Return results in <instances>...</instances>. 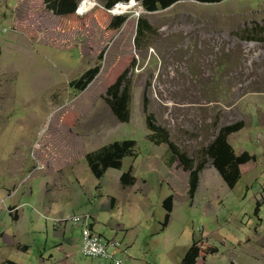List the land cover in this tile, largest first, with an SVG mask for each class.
<instances>
[{"label": "rangeland", "instance_id": "1", "mask_svg": "<svg viewBox=\"0 0 264 264\" xmlns=\"http://www.w3.org/2000/svg\"><path fill=\"white\" fill-rule=\"evenodd\" d=\"M77 1L75 15L58 17L43 0H0V195L11 192L0 206L7 240L0 255L62 264L69 243L55 232L80 241L81 229L69 219L90 215L95 233L118 245L108 253L119 264H180L195 241L207 249L196 264H264V0L187 1L153 14L138 0H93L80 13ZM118 5L129 9L117 12ZM139 19L153 34L137 37ZM95 66L100 74L88 89L71 90ZM127 69L130 121L120 124L105 97ZM149 115L187 165L206 161L193 199L189 172L167 146L146 140ZM237 122L244 128L227 142L236 156L255 160L239 168L229 189L204 152L219 128ZM127 140L136 142L137 159L92 177L85 156ZM130 167L135 184L120 191L116 177ZM30 190L35 200L56 198L59 190L74 211L52 219L33 202L34 214L25 209L33 224L17 223L7 208L32 201ZM107 196L118 202L112 209ZM25 239L27 251L10 244ZM79 246L68 251L67 264H114L83 257Z\"/></svg>", "mask_w": 264, "mask_h": 264}, {"label": "trees", "instance_id": "2", "mask_svg": "<svg viewBox=\"0 0 264 264\" xmlns=\"http://www.w3.org/2000/svg\"><path fill=\"white\" fill-rule=\"evenodd\" d=\"M140 6L150 14L165 11L180 2L197 1L203 4H219L225 0H138ZM44 8L47 12L58 16L68 17L76 14L79 3L77 0H43ZM109 9L113 5H108ZM118 20H122L120 17ZM154 29L148 24L145 19H139L137 27V37H143L147 34H153ZM101 68L95 66L89 69L83 76L74 82L70 83V88L76 92H84L99 76ZM129 69L125 70L116 82L107 90L105 102L108 105L114 118L120 123L125 124L130 121V104L132 83L127 79ZM144 112L146 105L144 104ZM151 115L146 118V128L149 132L146 135V140L154 146H167V148L175 155L183 169L189 172L188 196L193 199L198 185L199 174L204 170L206 161L200 162L196 167H191L189 162L183 155H179L175 146L169 141L168 133L161 127L152 125ZM244 128L242 122H237L219 128L213 141L207 146L204 152V158L208 159L211 167L217 172L223 183L233 189L240 179L241 166L254 161V156H250L244 152L240 156H236L233 148L228 144L227 139L230 135L240 132ZM137 159V144L134 141H121L108 144L98 151L87 154L85 160L89 171L96 180H100L108 170H121L125 159ZM120 183L123 188L132 187L135 184V178L132 176V168L130 167L120 177ZM163 209L165 210V222L163 226L169 223L171 213L173 211V196H169L163 201ZM202 241H195L187 250L180 264H196L202 258L206 251ZM209 253L214 254L217 251L213 248H208ZM202 256V257H201Z\"/></svg>", "mask_w": 264, "mask_h": 264}, {"label": "crops", "instance_id": "3", "mask_svg": "<svg viewBox=\"0 0 264 264\" xmlns=\"http://www.w3.org/2000/svg\"><path fill=\"white\" fill-rule=\"evenodd\" d=\"M160 147V146H159ZM121 177V176H120ZM120 177H116V179H118V188L121 190H124V189H128V188H123L121 183H120ZM58 195L56 198H48L46 197V199L44 197H41V199H33L32 197V191L30 190V193H29V196L30 198L32 199V201H24L25 203L24 204H21V207L19 206H15V205H12L11 207H8V212H9V215L12 216L14 215L15 219H16V222L19 223L20 221L23 222V224H25L26 226H29L28 224H33V222L31 221V219H28V215L26 214V211L25 209H28L30 210L33 214L35 213L34 209H33V202L36 203V206L37 208H40L42 210V213L43 214H48L52 217V219H58V218H61V217H65V215H67L68 213H70V211H74V201H71L70 199H67L66 200H62L60 202V191L58 190ZM10 193H8L6 196L4 197H1L0 195V200H5L6 197L8 199V197H10ZM108 197V200L106 201L107 203V208L108 209H112L114 208L116 205H117V200L115 197L113 196H107ZM26 199H28V197H26ZM29 205H31L32 208L29 207ZM23 206V207H22ZM18 210H20L21 214L19 217H17V213H18ZM32 227V226H30ZM93 229L94 231H99L97 229V225H95V222H94V226H93ZM73 236V234H66L65 231H60V230H57L55 232V237L57 239H62L63 241L65 242H68V246H67V250H63L62 251V258L59 259V263H62V264H67L69 261H68V258L70 257V254L68 253V251L71 249V248H74V247H78V244L80 243L79 240L77 241H74L73 239H69V237L71 238ZM0 242L2 244V247L0 248V250L2 248H6L4 249L3 251H6L7 250V247H6V238H5V235H0ZM79 242V243H78ZM10 244L12 246H14L16 248L17 251H27L28 249V240L25 239V240H18L17 242H10ZM80 247V246H79ZM24 257V256H23ZM52 259H53V256H52ZM0 264H27L26 262H22L21 259H18L17 260V263L15 262H12V261H9L7 260V257L6 255H0Z\"/></svg>", "mask_w": 264, "mask_h": 264}, {"label": "built area", "instance_id": "4", "mask_svg": "<svg viewBox=\"0 0 264 264\" xmlns=\"http://www.w3.org/2000/svg\"><path fill=\"white\" fill-rule=\"evenodd\" d=\"M2 204L3 201L0 202V206ZM69 222L73 226L80 227L81 229L79 252L83 257L89 258L91 260L97 259L114 262V253L109 254L108 248L112 247L116 249L118 245L116 243H105L101 236L95 233L93 229L94 221L90 215L74 216L73 218L69 219ZM59 223H62V221ZM114 264L119 263L114 262Z\"/></svg>", "mask_w": 264, "mask_h": 264}, {"label": "bare ground", "instance_id": "5", "mask_svg": "<svg viewBox=\"0 0 264 264\" xmlns=\"http://www.w3.org/2000/svg\"><path fill=\"white\" fill-rule=\"evenodd\" d=\"M93 5V0H83L79 10L81 11L80 13H83L84 11L90 9ZM128 6L126 5H121L117 8V12H119V10H123V11H126L128 10ZM122 11V12H123Z\"/></svg>", "mask_w": 264, "mask_h": 264}]
</instances>
